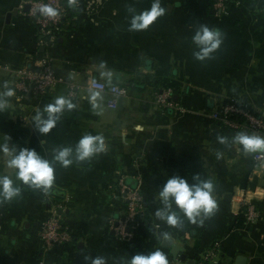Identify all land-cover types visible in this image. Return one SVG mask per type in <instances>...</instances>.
Masks as SVG:
<instances>
[{"label":"crops","instance_id":"1","mask_svg":"<svg viewBox=\"0 0 264 264\" xmlns=\"http://www.w3.org/2000/svg\"><path fill=\"white\" fill-rule=\"evenodd\" d=\"M23 0H0V86L14 88V70L49 51L63 78L45 98L8 97L0 111V145L34 147L52 160L53 149L75 146L85 134H100L107 150L91 160L55 167L49 192L20 184L21 195L0 203V264H90L85 256H103L106 264H124L132 255L157 248L170 264L195 263L203 252L218 251L214 264H264V164L241 146L220 143L239 131L212 112L231 99L264 117V0H162L167 12L148 29L129 30L131 12L152 0H77L55 45L38 46L40 36ZM200 24L219 28L224 41L210 58L198 60L191 40ZM4 66H9L5 68ZM111 73V77L107 75ZM98 80L119 84L128 94L116 108L109 91L91 87ZM69 83L77 94L69 93ZM173 89L175 105L155 102L157 93ZM15 89V88H14ZM98 93L95 104L92 93ZM73 100L53 130L40 134L33 117L57 96ZM9 154L0 151V175L15 176ZM211 179L218 209L204 223L183 219L169 226L155 217L157 193L169 175ZM137 187L143 216L130 238L119 237L116 222L126 214L120 181ZM258 217L249 220L248 206ZM55 213L73 233L72 241L45 248L38 234L43 220ZM182 215V213H181ZM171 233L164 240L160 234ZM178 244L175 257L167 244Z\"/></svg>","mask_w":264,"mask_h":264},{"label":"clouds","instance_id":"2","mask_svg":"<svg viewBox=\"0 0 264 264\" xmlns=\"http://www.w3.org/2000/svg\"><path fill=\"white\" fill-rule=\"evenodd\" d=\"M69 8L77 6V0H67ZM38 15L47 18H56L60 15V9L51 2L41 3L34 10ZM131 17L129 30L141 31L148 29L154 22L167 12L162 0H152L151 6L142 11L130 9ZM191 40L195 46L193 55L198 60L210 58L217 51L223 41L224 35L219 28L200 24L195 28ZM109 78L111 73L107 74ZM15 95V89L8 82L0 86V111L9 107L7 98ZM98 93L93 92L90 101L95 104ZM76 107L69 97L60 95L46 104L42 111H38L33 117V125L40 134H47L57 125L60 116L66 110ZM220 143H231L241 146L246 154L264 151V135L239 131L229 141L228 137L218 136ZM107 150L105 138L100 134H85L75 144L53 149L52 160L42 156L34 147L23 146L10 147L7 143L0 145V151L10 155L7 167L15 170V176L0 175V203L10 202L18 198L22 189L17 181H21L33 189L44 193L49 192L56 181L55 167L57 164L69 167L73 163L91 160L97 154ZM215 185L211 179H200L195 174L193 181L185 176L169 175L157 193V199L161 207L155 211V217L166 222L169 226H182L183 219L187 218L191 223L203 224L205 218L215 214L218 209V200L215 196ZM182 213V215H181ZM164 240L171 238V233L160 234ZM90 264H106L103 256H85ZM124 264H170L168 255L160 248L151 252H138L124 261Z\"/></svg>","mask_w":264,"mask_h":264},{"label":"built area","instance_id":"3","mask_svg":"<svg viewBox=\"0 0 264 264\" xmlns=\"http://www.w3.org/2000/svg\"><path fill=\"white\" fill-rule=\"evenodd\" d=\"M44 2H51L59 8L60 15L56 18L38 15L34 10L41 3V0H23L21 7H27L28 15L38 29L40 36L38 46L50 50L57 42L67 20V8L65 0H44ZM227 2L228 0H218L216 4L223 10L226 8ZM36 54L38 55L37 58L14 70V88L16 94L21 98H45L51 95L59 83L63 81V78L55 70L52 53L49 51L41 53L37 49ZM4 67L9 68V66ZM76 87L75 83H69V93L72 97L77 94ZM91 87L100 91H109L111 98L108 100V106L114 108L118 106L119 98L129 93L126 86L119 84L108 86L98 80L92 81ZM172 95L173 89L171 87L164 88L160 93H157L155 102L165 108H172L175 105ZM212 116L215 119L224 118L235 129L248 128L253 133L264 135V117L257 113L253 107L237 99H231L223 104L219 109L212 112ZM255 159L264 164V151L256 152ZM119 185L121 195L126 202V214L122 220L116 222L114 229L119 237L130 238L133 235V230L137 228L142 219L143 201L137 187L128 186L122 179ZM247 216L249 220L258 217V212L253 205L248 206ZM38 236L47 249L68 243L73 239L72 231L61 222L55 213L50 214L43 220ZM217 257L218 251L213 247L203 252L196 264H214L217 262Z\"/></svg>","mask_w":264,"mask_h":264},{"label":"water","instance_id":"4","mask_svg":"<svg viewBox=\"0 0 264 264\" xmlns=\"http://www.w3.org/2000/svg\"><path fill=\"white\" fill-rule=\"evenodd\" d=\"M167 246L169 248H171L172 253L175 255V257H177L180 254L182 259H184V260L187 259V255L185 253H181V251H184V250H182L181 246H179L178 244H173V243L170 244V241H169ZM194 263H195L194 259H189L188 260V264H194Z\"/></svg>","mask_w":264,"mask_h":264},{"label":"trees","instance_id":"5","mask_svg":"<svg viewBox=\"0 0 264 264\" xmlns=\"http://www.w3.org/2000/svg\"><path fill=\"white\" fill-rule=\"evenodd\" d=\"M230 1H231V0H228V2H227V6H228V4L230 3Z\"/></svg>","mask_w":264,"mask_h":264}]
</instances>
